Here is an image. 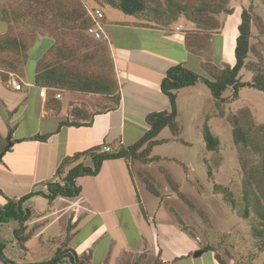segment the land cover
<instances>
[{"label": "crops", "instance_id": "crops-1", "mask_svg": "<svg viewBox=\"0 0 264 264\" xmlns=\"http://www.w3.org/2000/svg\"><path fill=\"white\" fill-rule=\"evenodd\" d=\"M93 9L96 8H90ZM101 9L104 13L99 20L101 38L109 44L113 57L121 96L119 104L99 94L67 90L48 89L46 97L40 96V87L35 85L34 78L37 60L52 45L47 37L36 39L31 46V50L37 48L36 56L29 58L25 65L22 89L16 90L10 83L11 73V77L5 80L0 77V133L6 136L12 131L14 141L0 159V189L7 196L18 198L31 190L45 188L44 185L36 186L56 180L57 169L67 156L104 142L110 144L112 150L137 142L149 129L146 116L170 108L160 83L172 65L181 63L206 74L202 66L205 59L202 54L188 49L185 31L176 28V24L168 27L148 25L117 9ZM241 10L238 5L233 13L227 15L221 32L212 37L214 55L211 61L214 60L215 65L219 61L221 64L235 63L234 48L238 34L233 36L231 54H227L225 29L229 19L237 13L238 30ZM8 28V24L0 19V35L5 34ZM217 47H220V52ZM198 84L178 91L177 120L182 109L186 110L180 102L181 93L196 92ZM204 87L209 89L206 85ZM58 92L60 97L56 96ZM72 103H80L88 111L92 117L91 125H60L71 116L69 105ZM91 108L97 109L93 111ZM195 111L197 108L188 112L191 121H194ZM47 133L50 136L46 140L31 138ZM159 135L158 139L169 140L161 139ZM172 138L191 144L182 135ZM153 150L151 156L154 160L148 163L123 158L105 160L96 175L77 179L82 187L77 197H57L52 202L41 195L28 199L24 204H28L26 206L33 210L34 216L26 225L34 232L24 242L26 247L22 250L25 255L39 252L50 259L59 249H73L78 255H91L86 264H123L127 260L134 264H222L213 251H209V258L203 260L202 256L209 249L194 256L202 246L198 237L184 230L175 220L167 198L148 190L143 174L151 175L157 185L161 180L151 169L162 156ZM78 162L90 165L91 159L82 156ZM181 162L188 164L186 160ZM165 170L168 173V169ZM162 180H166V176ZM18 226L17 222L14 229ZM68 226L71 236L66 239ZM48 242L53 246L46 252L45 244ZM21 258L18 253L9 259L17 263L27 262ZM63 262L70 264L65 257ZM0 264H4L1 258Z\"/></svg>", "mask_w": 264, "mask_h": 264}, {"label": "rangeland", "instance_id": "rangeland-1", "mask_svg": "<svg viewBox=\"0 0 264 264\" xmlns=\"http://www.w3.org/2000/svg\"><path fill=\"white\" fill-rule=\"evenodd\" d=\"M68 1L71 5L75 1L78 8H84L87 12L90 8L102 11L101 7H103L96 0ZM175 1L187 10L200 6L202 1L210 2L211 5H215V8L217 6L225 10L231 6H234L235 10L238 5L241 8H250L252 17L250 50L246 59V66L242 68L239 74L242 80L248 81L256 73H264V0H230L228 5L222 0ZM49 4L51 6V2ZM2 5L12 7L20 13L18 19L15 16H9L11 22L9 23L10 32L8 34L21 37L26 42L27 49L25 55L17 50L6 49L1 51L0 75L9 76V78L12 75L10 80L12 85L14 79L23 83L25 65L29 58L36 56L37 48L31 50V46L34 45L36 39L47 37L52 41V45L55 44L64 49V53L55 55V59L69 68L91 76H103L110 82L109 91L112 92V95L109 93L99 95L115 100L118 94L114 80L115 67L109 44L105 40L92 37V40L95 41L94 45L90 46L88 43L87 47L82 48L76 56L69 57L66 50L73 42L71 38L75 32L69 28L72 24L66 22L65 18L50 12L48 4L46 6L43 0H4ZM92 5L94 7H91ZM206 16L205 13L200 18L204 19ZM236 16L237 13L229 19L225 29L227 54H231L234 44L232 42L233 36L235 33L238 34ZM225 17L224 12L220 15L215 14L214 18L216 19L213 18L207 22V27L210 25L221 27ZM178 27L191 35L195 25L180 20L176 24V28ZM215 31L217 30L213 28L211 30H207V28L199 30L196 36H200L198 41L203 44V47L199 49L196 46L193 47V50L202 54L208 64L214 62L211 60L214 55L212 32ZM82 34V37L92 36L86 31ZM30 52L33 53V56L30 55ZM26 58L27 62L25 63ZM53 58L54 56L45 57L44 62L55 60ZM221 65L220 61L217 62L218 70ZM207 69V71L204 70L210 75L217 71L212 68ZM204 86V83L199 82L198 87H195L196 92L181 93L180 102L186 110L182 109L181 116L177 121L182 129L180 135L190 141L191 144L184 143L182 139H173L169 127H165L160 132L159 138L169 140L154 147V153L161 155L162 159L155 164L153 163L151 170L161 180L166 176V180H162L164 186L161 184V180L158 185L153 179L152 182L156 186L155 188L160 191V195L167 198V204L175 220L179 221L180 218L183 222L181 226H184L193 236L198 237L202 244L201 249L212 248L202 256L204 261L210 256L211 252L209 251H213L226 264H264V222L252 206L256 200L264 203V181L258 177L264 175L262 169L264 166V130L261 131V136L257 137V149L245 148L243 145L234 142L233 124L230 121L232 113L236 112L239 122H244V117L248 116V112L246 109L242 111L241 108L248 107L250 114L252 113L258 122L264 123V93L252 87H244L239 91V98L230 101L229 97L232 96V88H230L224 93L225 102L221 104L219 101L220 108L224 110V114L220 115L218 112L220 108L215 103V99L213 102V97L209 95L211 94L209 89ZM195 108L197 111L194 113V121H191L188 112ZM95 109L97 108L92 110ZM205 123L220 137L221 144L216 151H210L206 147L202 133V126ZM182 160H186L188 164L182 163ZM165 169H168L170 174ZM158 171L161 173H157ZM145 175L147 174H143V176ZM43 185L39 183L36 188L43 187ZM215 185H219L220 188L216 189ZM246 188L249 197L254 198L249 202L246 200ZM149 196L154 198L152 195ZM232 200H234L233 203ZM26 205L28 204H24V206ZM246 207H248L249 213L244 216ZM16 226L17 221L15 220L0 225V241L4 244V255L11 258L19 253L22 256L21 261L27 262L47 260L48 256L39 252H29L27 256L25 255L22 246L18 242L16 243L17 239L13 233ZM51 246H53L51 242L46 243L45 251L47 252ZM24 247H26L25 243Z\"/></svg>", "mask_w": 264, "mask_h": 264}, {"label": "trees", "instance_id": "trees-1", "mask_svg": "<svg viewBox=\"0 0 264 264\" xmlns=\"http://www.w3.org/2000/svg\"><path fill=\"white\" fill-rule=\"evenodd\" d=\"M43 1L46 3V6L48 4L50 12L56 16L59 15L62 18H65L66 22L72 24L69 28L75 32L71 38L73 42L68 47V50H66L67 56H76L82 48L87 47L86 45H88V43L90 46L94 45L95 41L92 40V37L96 39L94 35L91 34L92 36L86 35L85 37H82V32H88V28L94 24L89 11L87 12V10L84 8H78L75 1L72 5L68 0ZM96 1L100 6L102 5L103 7L117 9L126 15L136 17L148 25L170 26L172 24H177L180 22V20L193 23L195 28L193 32L190 33L191 35L187 34V31L185 32V41L188 49L194 53L196 51L193 50V47L196 46L198 49L203 47V44L198 41L200 36H196V33H198L199 30H204L206 28L207 30H211L212 28L217 30L214 33L212 32L213 35L219 33L221 31V27L223 26V21L221 23V27L218 25H210L207 27L206 23L211 21L215 14L220 15L222 12H224L227 16L234 11V6H231L228 8V10H225L217 6L215 8V5H211L210 2L205 1H202L200 6L195 7L192 10L185 9L175 0ZM222 1L227 5L230 3V0ZM50 2L51 6L49 4ZM53 5L55 6L53 7ZM205 13L207 14L206 18L201 19V15ZM11 15L18 19V15H20V13L16 9L12 7H5L2 5V3H0V19L5 21L8 26L11 22L9 19V16ZM240 16L241 21L238 25V35L236 37V44L234 48V65L223 63L218 70L217 68L219 67H216V65L213 63L210 64L209 62L208 64L206 61L202 62V66L203 68L205 67L204 69L206 71L208 70L207 68L217 70L212 75L206 71V74H202L181 63L169 67L161 80L160 88L162 92L168 97L170 108L166 110L154 111L146 116L149 129L137 142L127 146L122 145L118 149L111 151L103 150V145L108 144L104 142L84 152H78L72 156H67L61 161L57 169L56 176L59 177L60 180L56 179L44 182L43 184L45 185V188L31 190L30 192L18 198L7 196L0 189V225L9 223L12 220H15L19 223V226L14 229L13 233L17 239V242L22 246V248H24V242L30 239L34 232L33 229L28 230V226L26 225V223L34 216L33 210L30 207L24 206V203L28 199L35 195H41L49 202H52L57 197H77L82 192V187L80 184H78L77 179L82 176L96 175L100 171L105 160L123 158L127 161L138 160L143 163H148L154 160V156H151L153 147L164 142V140H160L157 137L165 127H169L174 137H178L180 135L182 129L177 122V94L180 89L194 86L198 82H203L209 88L218 108H220L219 101H221V104L225 102L224 93L230 88H232V96L229 97L230 101H234L235 99L239 98V91L244 87H252L264 93V73H256L253 75L252 79L248 81L242 80L239 74L242 68L246 66V59L250 50L252 20L250 8L242 7ZM9 32L10 29L8 28V31L5 34L0 35V52L6 49H11L22 52V54L24 53L25 55V51L27 49L26 42L23 41V39L19 36L9 35ZM217 48L218 52H220V47ZM63 51L64 49H62L60 46L53 44L47 49L43 56L37 60L34 78L36 86L47 87V90H67L72 92L93 94L109 93L112 95V92L109 91L110 82L103 78V76H91L79 70L69 68L58 59H55V55L62 54L64 53ZM49 56H54L53 59L55 60L45 63V57ZM26 62L27 58L25 60V63ZM0 77L4 80L8 78V76L3 75H0ZM114 80L117 85L116 91L118 90V94L114 101L115 103L119 104L121 98L119 86L116 77H114ZM242 108V111L246 109L248 112V116L244 117V122H239L237 116L238 114H235L236 112L232 113V117L230 116V121L233 124V140L236 144L243 145L245 148L251 147L253 149H257V137L261 136V131L264 130V123L258 122L254 115H252V113L250 114L248 107ZM69 112L71 116L68 119L61 121L60 125L88 126L92 124V117L89 115L88 111H86V109L80 105V103H72L69 105ZM218 112L220 115L224 114V110L221 108L218 109ZM228 115L227 118L229 120ZM202 130L207 149L210 151H216L221 144L220 137L211 130L207 123L202 126ZM49 136V133L36 134L31 138L46 140ZM13 142L12 131L8 132L6 136H2L0 133V153L10 150ZM82 156H89L91 159V164L86 165L83 162H78ZM68 166L71 167L66 169ZM262 169L264 171V166ZM208 172H210V169H208ZM148 175L149 174L144 176L148 190L154 195L159 196L160 193L152 182L153 178L150 175L149 177ZM258 177L264 181V175H259ZM215 188H220V186L215 185ZM224 191L226 192V190ZM253 199L254 198L249 197L246 188V200L249 202ZM231 202L233 203L234 200ZM252 206L254 211L264 222V203H262L260 200H256L253 202ZM248 213L249 209L246 207L244 216H247ZM178 223L180 226L183 224L180 218ZM181 227L186 230L184 226ZM70 231L71 230L68 226L66 239H69L71 236ZM3 249L4 244L0 241V258L4 264H63L64 257L67 258V262L70 264H86L91 258L90 254L78 255L73 249H59L56 254L48 260L17 263L7 258L3 253ZM207 249L211 250L212 248L206 247L204 248V251ZM217 258L222 264H226L219 256H217ZM123 264H134V262L127 260Z\"/></svg>", "mask_w": 264, "mask_h": 264}, {"label": "built area", "instance_id": "built-area-1", "mask_svg": "<svg viewBox=\"0 0 264 264\" xmlns=\"http://www.w3.org/2000/svg\"><path fill=\"white\" fill-rule=\"evenodd\" d=\"M89 14L91 15L94 24L88 28V32L92 35H94L96 38H101L102 37V26L100 24V19L104 16V13L100 9H93V10H88ZM13 87L16 90H20L23 87L22 82H18L14 79L13 81ZM39 94L42 97L47 96V87H40ZM57 97H60L61 94L58 92L56 94ZM103 150L104 151H111L112 148L109 144H104L103 145Z\"/></svg>", "mask_w": 264, "mask_h": 264}, {"label": "water", "instance_id": "water-1", "mask_svg": "<svg viewBox=\"0 0 264 264\" xmlns=\"http://www.w3.org/2000/svg\"><path fill=\"white\" fill-rule=\"evenodd\" d=\"M2 156H3V153H0V159L2 158ZM204 252V250H202V249H200V250H196L195 252H194V256H199V255H201L202 253Z\"/></svg>", "mask_w": 264, "mask_h": 264}]
</instances>
